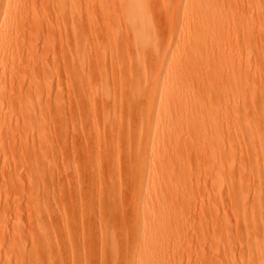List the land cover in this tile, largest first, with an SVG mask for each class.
<instances>
[{
    "label": "bare ground",
    "instance_id": "1",
    "mask_svg": "<svg viewBox=\"0 0 264 264\" xmlns=\"http://www.w3.org/2000/svg\"><path fill=\"white\" fill-rule=\"evenodd\" d=\"M22 1L27 3V0H0V68L11 62H7L6 60L10 56H18V54L23 55L25 53L26 57L20 56L23 59L27 58L26 60L28 63L30 62L33 64V61L31 62L28 60H34V54H31L32 51L29 49L30 47H28L31 43L28 42V45H26L27 48L24 45L25 42L23 43L25 47L20 46L18 33L21 29L23 30L26 24L31 27L34 26H32V22L36 20L37 13L34 10L30 11V9H32L30 7L32 6H29L28 4H25L24 6L20 5ZM79 1V7L82 5L85 7V15L83 16H86L87 19H80L75 22V24L77 23L75 30L77 42L75 43V49L73 52L71 50V53L67 54L65 60L66 63L64 64V67L66 68L65 79L67 78L64 81L67 83L65 100L68 99L69 104L74 107L76 102L75 96L80 94V96H82L81 101H84L86 103L85 106L88 107V111L85 113L87 115L86 117L91 119L92 124L96 121L95 114H93L95 113L93 112L94 105L98 103V101L100 103V100L103 102H108L106 100L112 101L111 104L113 103V108L111 107L112 110L108 112L107 115L105 114L106 116H104L103 122L112 125H115L120 121H125L126 123L124 129L118 130L117 132L112 130L114 133V141L112 144L113 146L111 147V155L109 154L110 157L108 156L109 160H105H108V164L106 165L108 166L107 170H109L108 172L110 174L107 176V178L110 177L107 179L109 182H106V178L105 180L103 179L104 177L102 178L101 166L103 167V164L101 165L100 162L102 161L97 159V157H95V160H99L100 162L93 161L90 165V175H93L91 180L94 182L93 186L94 184H99L102 187V190H104L103 186L106 187V190L108 188V192L112 189H122L121 191L125 188L126 190L130 189L128 194L131 198V209H129L132 210L134 218L137 220H143L148 228V232L145 231V233L142 234V240L145 239L146 241L141 243L139 253L135 257L133 263L142 264V262L149 261L150 264H165V258L160 255L161 246L158 242L160 235H149V233H151L152 230H162L167 235H175L182 231L184 226L183 206L188 202H191L193 199L196 203H201V200L197 198L199 196L195 198L193 193L186 191L183 185L187 182L199 181V173L203 166L202 162L206 163L208 173L212 177L211 192L214 193L213 198L216 199L217 202L218 197H228L229 202L227 200V204L233 207L238 201L236 197L237 193H235L236 191L234 190L235 172L233 162L228 160L227 154L229 153L228 151L231 152V145L234 138L239 137L240 135L245 136L249 141L250 147H252L251 151L253 157L257 158L260 156L264 164V148H261L262 145H264V103L262 100L264 97L260 98V96H263L260 95V91L264 88V0H261L259 5L255 4L246 14L244 12L236 14L233 10L227 9V5H225L224 2L225 0H177V2L175 1L176 7L173 9L172 3H174V1H171V3L170 1L165 0L167 1L165 3V1L161 0L167 4V9L163 7L161 2L157 7L162 5L161 8L167 10L165 12L163 11V13L167 14L165 20V15L162 14L164 16L163 22L166 20L168 22L165 23L166 25L168 24L166 26L168 27L166 28L168 30L166 33H169L168 39L167 35L165 34V36L163 34L166 31L165 26L163 27L162 25L163 33L158 31L163 37L165 36V39L163 37V39H161L156 32L157 29H154L156 26H153L151 21L153 18H150L153 14L149 16L148 13L149 11L152 13V8H149L148 10L146 9L149 6L147 0H145L147 1L145 6L143 4L144 0ZM108 3H112L116 7L119 6L121 13L113 15V17L109 13L111 18L106 17L103 13L99 16V12L108 9L106 8ZM108 6L110 7L109 4ZM103 8L105 9L103 10ZM225 9L228 11H225ZM93 10L95 12L97 11L96 13H98L100 18L97 14H92ZM81 15L79 14V16ZM91 15H95L98 18L94 20L95 16L92 17ZM79 16H77V19ZM110 20L113 21V24H118L116 25L118 27L123 25L121 24L122 22L126 24L125 26L128 30L127 35H130L131 37L132 56H127L129 57L127 64L131 67H129L130 69L135 70L136 74L134 77L129 76L130 79L128 81L126 80V76L123 75L124 64L118 58L113 62V67L110 71L111 74L109 72L98 73V71H96V75L95 73L90 72V69H92L91 66L89 71H87L86 65L89 60L90 62L94 61L91 60L92 58L90 59V57H93L94 59L95 57L98 58L101 54L103 56L106 54V58L107 53L104 54V51L100 53L96 50V52L100 53L98 55V53L94 52L95 49H90V46L87 43L88 38L86 36L88 32L92 35V31L96 30L97 23L99 25L102 23L103 28H105L104 23L110 22ZM80 24L84 25L82 26L83 28H87L86 35H84L85 31L81 29ZM97 27L99 26L97 25ZM122 27L121 29H123ZM110 29L111 27L109 30ZM116 30H120V28L117 29L116 27ZM39 32L37 31L36 33ZM96 32H94L93 36H96ZM41 33L42 30L39 34L34 35V37L38 38V36H43L40 35ZM119 33L120 32H118V34ZM90 34H88V36ZM105 34H108V32L104 33V36L107 37ZM111 34L112 38L116 39V37H118L116 32H112ZM35 40L36 41L34 42H37V39ZM164 40L167 41L164 42ZM250 41L253 43V46L251 49L250 47L244 49V59L242 58L235 63H231V56L237 51V48L240 47V45H248ZM35 45L36 43L34 46ZM106 49H104L105 52H108ZM101 50H103V48ZM33 53H35L36 56L35 50H33ZM56 53L53 54L56 56ZM20 56L18 57L19 59L21 58ZM101 57H99V59ZM216 57H218V60H215ZM12 58L9 60H12ZM18 58L15 60L17 61ZM45 58L46 57L42 55L40 59L45 60ZM96 58L95 61H97ZM125 58L123 60L124 62L126 61ZM57 59H59L58 54ZM44 60L39 61L37 59V61L39 63L42 62V64L44 63ZM38 62L36 64H38ZM204 62L206 63L203 70H200L197 74L189 73L191 66L200 65ZM46 63L47 60L43 65ZM32 64L31 66L33 67L34 64ZM62 64L63 63H61V66L63 67ZM54 66L52 67L53 71L56 67ZM59 66L57 67L58 69ZM252 66L254 68L253 73L259 75L257 78H255L256 75L254 74L250 75ZM37 68L38 65L36 69ZM57 68H55L56 71L54 74L57 73ZM114 68H118L117 70H119L120 78L118 77L117 80L116 69L114 71L115 75L114 73L112 74ZM41 69L38 70L42 71ZM61 69H59L58 72H61ZM47 71L44 70V73L46 72L45 75L47 74ZM53 71H50L49 74H52ZM99 71H102V69ZM37 73L39 74L38 71ZM40 73L42 74L43 72ZM114 76H116V78ZM4 81L5 80L0 76V139L4 136L3 132H6L5 135L8 136L11 131L9 128L3 132L1 130L4 125V109L7 112L9 110V113L12 109V106L7 104L8 96L7 101H5L6 92L4 90H6V84ZM59 81L61 80L59 79L57 81L58 84H61ZM27 84V86H23V88L26 87L25 89L27 93H34L37 96H47L46 94L51 96L49 90L50 88H53L51 87L53 85L49 88V84L46 83V81L41 82L40 80H36V78H31L30 82ZM58 84L57 87L59 88ZM22 85L20 86V90L23 89H21ZM204 86L207 88L206 92H208V95L201 97L200 95L202 90H204ZM3 92H5V94ZM20 92L22 93V91ZM62 93L64 94L62 88L61 91L57 89L55 96L59 97ZM214 97L220 99L222 102L221 106H213L212 99ZM63 102L62 97V99H59V112L57 116L58 119L56 120V122L59 123L58 125L61 128L59 130L61 131L66 124ZM247 102H249L252 111H249V107V110H246L243 107ZM242 103H245L242 106L243 109H245V113L246 111L251 112L250 116L248 115L249 112L248 114H244L243 111H240L241 113H239V106ZM19 104L21 105H19L20 108L17 106L16 108L17 111L18 109L20 110L19 112L21 115L19 116L21 117L20 119L17 117L15 121H17V119L22 121V127L28 129V134L30 135L26 140H29V138L32 140V144H30L32 148H35V141H37V144L39 143L38 147H41L43 143L41 144L39 133L47 126L46 118L33 117L32 112L26 108L24 102L20 100ZM8 106L10 109H6ZM19 112L17 113V116ZM65 114L68 113L66 112ZM235 114L240 115L243 119L241 125L237 128L232 124V121L234 120L233 116ZM204 115H206L205 120L203 119ZM51 117L53 116L51 115ZM229 119L230 122L228 124H232L231 126L227 125ZM17 122L19 124V121ZM17 122L16 126L18 125ZM72 124L73 123H71V126L74 130L75 127L73 128V126L75 124ZM4 129H6V127ZM203 135L205 138V144L197 145V139ZM56 137L59 138L58 136ZM124 138H129L131 143L133 140V145H131L133 147L131 148L130 161L128 164L126 161L124 162L119 158L121 152L117 141ZM48 140L47 136V139H44V143H48ZM25 145L27 146V144ZM96 146L97 145L95 144V147ZM98 155L99 154H97V156ZM9 156L11 157L10 154ZM38 156L40 157V155ZM5 158H7V161L10 160L8 157ZM40 160L38 161V158L32 160L31 166L35 170L38 169ZM61 165L62 167L60 170H67V166L65 167L62 163ZM122 169H125L127 176L124 175L125 177H122L120 175ZM222 187L226 189L225 196H222L223 191H215V189ZM70 191L75 192L76 190L71 189ZM103 193L102 195L105 194ZM234 193L236 195H234ZM212 199H210V201ZM130 200H128V202ZM92 202L89 203V206L94 205V202ZM219 202L221 203V201ZM211 207L212 206H209V208ZM100 208L101 207L98 206V210ZM101 209L105 210V207H102ZM93 210L95 212V208H93ZM62 211L63 210H61V213ZM232 212L231 214L234 215L235 212ZM217 213H214L212 210L207 213L203 212L201 216H199L198 223L200 226L198 228L207 231L206 227H216L217 224L222 221L221 219L225 217H220L219 213ZM60 219H62L61 223L63 222L65 224L67 222L66 214L62 213ZM195 219H193V222H195ZM245 222L246 221H244V223ZM65 227V236L67 237L70 233H68V231H70L68 223H66ZM214 227L213 229H215ZM89 228L92 227L90 226ZM71 229H73L72 226ZM213 232L207 231L204 233L214 234ZM101 240L102 243L100 242V247L103 244V249L106 245V240L104 241V238ZM40 241L41 247L39 249L45 252L46 246L49 244L47 231L44 230L40 232ZM67 242H69V240ZM143 256L152 259L147 260V258H144Z\"/></svg>",
    "mask_w": 264,
    "mask_h": 264
},
{
    "label": "rangeland",
    "instance_id": "2",
    "mask_svg": "<svg viewBox=\"0 0 264 264\" xmlns=\"http://www.w3.org/2000/svg\"><path fill=\"white\" fill-rule=\"evenodd\" d=\"M147 1L149 6L147 7L146 5V9L148 10L149 8H152V13H150V11L148 13L149 16L153 14L150 18H153L151 21L153 26H156L154 29L156 28L157 31H155L157 34H159L158 31L163 33L162 28L165 26L166 31L163 34H166L168 39L169 33H166L168 32L166 29L168 28L166 27L168 24H165L167 20L163 22V14L165 15L164 20L166 19L167 14L163 13V11H167L165 10L167 9V4H165L167 1H174V3L171 2L173 4V9L176 7L175 1L177 2V0H163L165 3L161 0ZM147 1H143L144 6ZM227 1H224L225 5H227L226 8L233 10L236 14H241L242 12L246 14L255 4L259 5L261 2V0ZM79 2V0H27V3L22 1L20 5L24 6L25 4H28L29 6H32L30 7L32 8L30 11L34 10L37 15L36 20L32 22V26L34 25L33 27L26 24L23 30L21 29L19 31L18 41L22 47L28 45V42L31 43V46L28 45V47H30L29 49L32 51L31 54H34V60H28L31 62L33 61L34 66H36L33 69L34 66H31L32 63L29 62V64L26 60L27 58H24V60L21 57H26L25 51L23 52L25 54H20L21 56L19 54L18 56L16 55L17 57L14 55L16 58L12 56L14 60L19 56L21 57L20 59L18 58L17 61L15 60V63L10 56L6 60L7 62H11L7 64L5 63L6 65L0 68V76L5 80L4 82L6 84V90L3 88L6 92V94L3 92L6 95H4L5 101H7L8 96V103H5L8 105L10 104V106H12L11 111L13 110V113L11 111L9 113V110L7 112L4 109L5 118L3 123L5 126L3 125L1 130L3 132L9 128L11 131L10 134L7 133L8 136L5 135L6 132H3L4 136L0 139V264H134L133 261L139 253L141 243L146 241L145 239L142 240V234L147 231V225L143 220H137L134 218L133 212L130 210L131 198L128 194L130 189L127 188L129 190H126L125 188L123 191H121L122 189H112L108 192V188L106 190V187L103 186L104 190H102V187L99 184H94L93 186L94 182L91 180L93 175H90V165L92 162H98L101 160L102 162L99 161L101 165L103 164V167L104 165L107 167L103 168L101 166L102 178L104 177V180L105 178L106 180L110 178H107L110 174L108 172L109 170H107L108 166L106 164H108V156L111 153V147L113 146L112 144L114 141V133L112 130L117 132L118 130L124 129L126 126L125 121H120L115 125L110 123L105 124L103 122L104 116H106L113 108V103L111 104L112 101L106 100L108 102H103L100 100V103L98 101V103H96L97 105H94L93 112L95 113L93 114H95L96 121L92 124L91 119L86 117L87 115L85 113H87L88 107L85 106L86 103L84 101H81L82 96H80V94L75 96L77 100L75 99L76 102L74 101V107L69 104L68 99L65 100L67 83L64 81L67 78L65 79L66 68L64 67V64L66 63L65 60L67 54L71 53V50L73 52L75 49V43L77 42L75 34L77 23L75 24V22L80 19H87L86 16H83L85 15V7L83 5L79 7ZM160 2L163 4V7H165L164 10L161 8L162 5L157 7L160 5ZM108 4V7L106 6L108 9L103 8V10L105 9L103 12L98 11L100 13L99 16L103 13L109 18V13L112 17L115 14L121 13L119 6L116 7L112 3ZM227 9H225V11H228ZM107 10L110 11L108 12ZM93 11L92 14H97L98 16V13H96L97 11ZM79 14L82 15L79 16ZM95 15L91 16L93 17ZM77 16H79L78 19ZM98 17L95 16L94 20ZM153 20L155 24L153 23ZM107 23H104L106 25H104L105 28H103L102 23L101 25L97 23L99 27L96 25V30L92 31V35L88 32V34H90L89 36L86 33L87 28L84 27V29L82 27L84 25L80 24L81 29L85 31L84 35L87 34V43L90 46V49H95L94 52L98 53V55L102 53V51H104V54L107 53L106 58V54L104 56L102 54L99 56H102V59L95 57L97 61H95V58L93 59V57H90V59L92 58L91 60L94 61L90 62L89 60L90 63L88 62L86 65L87 71H89L91 66L92 69H90V72H93L96 75V71H98V73L109 72L111 74L110 71L113 67V62L118 58L124 64L123 75L126 76V80L128 81L130 79L129 76L134 77L136 74L135 70L130 69L131 67L127 64L128 58L132 56L131 37L130 35H127L128 30L125 26L126 24L123 22L121 23L123 25L120 24L121 26L119 27L116 26L118 24H113V21L111 20ZM110 27L112 31L111 29L109 30ZM116 27L117 29L120 28L121 31L116 30ZM121 27L123 29H121ZM41 30L42 33L40 35L43 36L35 38L34 35L39 34ZM37 31L40 32L36 33ZM94 32H96V36H93ZM107 32L108 34L105 35L109 38L104 36V33ZM112 32H116V34H118V32L120 33L115 39L111 37ZM159 36L161 39L165 37H163L162 34H159ZM35 39H37V42H34L36 41ZM166 41L164 40V42ZM32 43H36V48ZM252 46L253 43L251 41L246 46L240 45V47L237 48V51L231 56L230 62L235 63L242 58L244 59V49L248 47L251 49ZM102 48L103 50H101ZM104 49L108 50V52H105ZM33 50H35L36 56L35 53H33ZM96 50L100 53L96 52ZM53 53H56V56ZM57 54L59 59H57ZM42 55L46 57L45 60L40 59ZM123 57L126 60L125 62L123 61ZM10 58H12L13 61L9 60ZM120 58L123 59L121 60ZM37 59L39 61L44 60V63L47 60V63L43 65L44 63H39ZM215 60H218V57H216ZM37 62L38 64H36ZM61 63H63V67L61 66ZM205 63L206 62L201 63L200 65L191 66L189 73L197 74L200 70L204 69ZM37 65L38 68L36 69ZM52 65H55V68L60 65L59 69L62 68L61 72H58L59 69L57 68V76L54 74L56 69L54 68L53 71ZM38 69H41L42 71ZM101 69L102 71H99ZM115 69L117 71V78L116 76L114 77L117 80L119 77L118 68H114L112 74L114 73L115 75ZM35 70H37L39 74ZM44 70H48L47 74H49L50 71H53V73L51 72L52 74L45 75L46 72L44 73ZM40 72H43L44 74L42 73V75ZM253 72L254 68L252 66L250 75L254 74ZM254 75H256L255 78L259 76L257 74ZM60 76L63 77V80ZM31 78H36V80H40L41 82L46 81V83L49 84V88L53 85L51 86L53 87V90L51 88L49 90L51 96L48 94H46L47 96H37L34 93H27L25 89L26 87L23 88V86H27V83L30 82ZM59 79L63 83L59 81L61 84H58L57 81ZM57 84L59 88L57 87ZM21 85V89L23 88L25 91L23 89L20 90ZM60 85L64 94L62 93L59 97H56V90L59 89V91H61ZM206 89V86H204V90H202L200 95L201 97L208 95ZM20 91H22V93ZM263 91L264 88L260 91V95H263L260 96V98L264 97ZM62 97L64 101L63 111L68 114L64 113L66 124L61 131L59 130L61 129L58 125L59 123H57L56 120L58 119L59 99H62ZM20 100L24 102L26 108L32 112L33 117H44L47 120V126L39 133L41 144H43L41 147H38L39 143L37 144V141H35L36 144L34 143V147L36 150L30 145L32 144V140H30V138L29 140H26L30 135L28 134V129L22 127V121L17 119L19 124L15 121L17 117L19 119L21 117L19 116L21 115L19 112L20 110L18 109L17 111L16 108V106L20 108ZM262 100L264 103V99ZM221 103L222 102L219 98L214 97L212 99L213 106L219 107L222 105ZM243 104L245 103H242L239 106V113H241L240 111H243L244 114H248L249 111H252L249 102L244 106ZM242 106L246 110H250L245 113V109H243ZM8 107L6 109H10V107ZM18 112L19 114L17 116ZM250 114L251 112H249L248 115L250 116ZM51 115L53 117H51ZM205 118L206 115H204L203 119L205 120ZM233 118L234 120L232 121V124L237 128L241 125L243 119L237 114H235ZM72 121L76 122L74 123ZM16 122L18 124L17 126ZM70 122L75 124L73 128L75 127L76 130L72 129ZM229 122L230 119L228 120L227 125L231 126L232 124H228ZM5 127L6 129H4ZM47 136L49 139L48 143H44V139H47ZM204 139L203 135L197 139V143H195L197 145H204ZM25 144H27V146ZM95 144L97 145L96 147ZM117 144L119 145L121 152H119V158L124 162L126 161L128 164L130 161L131 148L133 147L131 146L133 145V140L131 143L129 138H124L117 141ZM231 146V152L228 151L229 153L227 155L228 160L233 162L235 172L234 190L236 191L235 193H237V195L235 193L234 195H236L239 202L237 201V204H235L234 207L227 204L229 202L228 197H218L216 202V199L213 198L214 193L211 192L212 177L208 173L206 163L202 162L203 166L199 173V181L187 182L183 185L185 190L192 192L195 198L199 196L197 198L201 200V203L198 204L193 199L191 200V202L193 201L192 203L188 202L183 206L184 226L182 231L175 235H167L162 230H152L151 233H149V235H160L158 238V242L161 246L160 255L165 258V264H264V164L260 156L257 158L253 157L251 151L252 147H250L249 141L245 136L240 135L239 137H235ZM261 148H264V145H262ZM97 154H99V157ZM38 155H40V157ZM5 157H8L10 162L7 161V158ZM95 157L99 160H95ZM35 158H38V161L41 158L37 170L31 166L32 160ZM106 159L108 160L105 161ZM61 163L64 164L65 167L67 166V170H64L65 172L60 170L62 167ZM120 175L122 177H125L124 175L127 176L125 169L120 171ZM106 182L109 181L107 180ZM71 189H75L76 191H70ZM225 190L226 189L223 187L215 189L216 192L223 191L222 196H225ZM101 192H104L105 194H103L106 196L102 195ZM210 199L212 200L210 201ZM128 200L130 201L128 202ZM219 201H221V203ZM91 202L94 204L92 206L90 205L92 208L89 206V203ZM98 206L101 208L105 207V210L101 208V210H98ZM209 206L212 207L209 208ZM93 208H95V212ZM60 209L63 210L62 213L66 214V223H68V226L70 227V231H68V233H70L67 237L65 236L66 223H61L62 219H60V216H62V213ZM211 210L214 211V213L218 212L220 217L225 216L216 227H206L208 232L214 231V234L204 233L207 231L198 228L200 226L198 223L199 216H201L203 212L207 213ZM231 212H235L234 215L231 214ZM193 219H195V222H193ZM244 221L246 222L244 223ZM83 224L85 225V228ZM71 226L73 229H71ZM90 226L92 228H89ZM213 227L215 229H213ZM44 230L47 231L49 241L45 252L39 249L41 247L40 232ZM100 238H104V241L106 240L105 244L107 246L105 245L103 249V244L100 247V244L102 243ZM68 240L69 242H67ZM48 246H51V249ZM143 257L147 258V256ZM151 259L152 258H147V260ZM142 264L150 263L148 261L144 263L142 262Z\"/></svg>",
    "mask_w": 264,
    "mask_h": 264
}]
</instances>
